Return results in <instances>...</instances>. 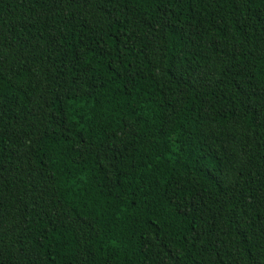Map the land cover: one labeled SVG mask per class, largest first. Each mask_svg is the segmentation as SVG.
<instances>
[{
    "label": "trees",
    "instance_id": "obj_1",
    "mask_svg": "<svg viewBox=\"0 0 264 264\" xmlns=\"http://www.w3.org/2000/svg\"><path fill=\"white\" fill-rule=\"evenodd\" d=\"M0 264H264V0H0Z\"/></svg>",
    "mask_w": 264,
    "mask_h": 264
}]
</instances>
